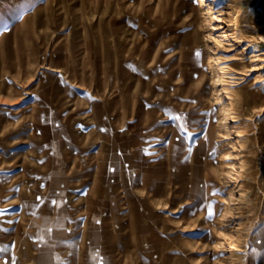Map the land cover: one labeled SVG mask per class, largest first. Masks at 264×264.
<instances>
[{
  "label": "rangeland",
  "instance_id": "obj_1",
  "mask_svg": "<svg viewBox=\"0 0 264 264\" xmlns=\"http://www.w3.org/2000/svg\"><path fill=\"white\" fill-rule=\"evenodd\" d=\"M261 4L0 0V264H264Z\"/></svg>",
  "mask_w": 264,
  "mask_h": 264
},
{
  "label": "bare ground",
  "instance_id": "obj_2",
  "mask_svg": "<svg viewBox=\"0 0 264 264\" xmlns=\"http://www.w3.org/2000/svg\"><path fill=\"white\" fill-rule=\"evenodd\" d=\"M212 1L214 2L215 0H212ZM255 6H256L255 7L256 8L255 9V15H256L255 25L257 27L262 28L261 33H259V35L256 38L249 39L245 37L243 34V29L241 27V19H240L241 15L240 13H238L240 17L239 15L237 16L234 15V24H233V27H234L233 37L234 38L233 39L235 40L237 48L242 49L241 52L243 56H246L247 54H249L247 61H250L256 64V62L263 61L264 59V0H262V4L259 7L257 5ZM0 7L2 8V11L4 12L3 14L8 19V21H14L15 16L11 15L7 11V7L5 5H1ZM209 9L212 13V23H211L212 35H215V31L218 30V26L216 25V22H219V19L217 15L215 14L218 11H214L213 4H209ZM230 9H234V7H231ZM221 14H223V12H220V15ZM218 37L226 38L227 34L226 32H222L218 35ZM256 65L258 66L259 64H256ZM254 67L252 66L251 68L253 69ZM224 74L225 73H220L219 77H223ZM243 103L248 104V101L244 99ZM222 113H223L224 119L226 118L229 119L232 116L231 108L227 106H225L222 109ZM240 250H241V246L239 242L237 240H233L231 241V243H229V245H227V247H225L224 250H222V253L230 254L233 256V255H236Z\"/></svg>",
  "mask_w": 264,
  "mask_h": 264
}]
</instances>
